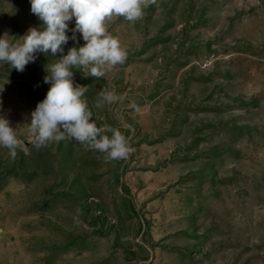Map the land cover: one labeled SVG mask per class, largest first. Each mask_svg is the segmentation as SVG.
<instances>
[{"label":"rangeland","instance_id":"rangeland-1","mask_svg":"<svg viewBox=\"0 0 264 264\" xmlns=\"http://www.w3.org/2000/svg\"><path fill=\"white\" fill-rule=\"evenodd\" d=\"M144 11L107 24L124 64L102 78L72 69L92 121L128 140L127 159L29 138L46 66L82 34L23 72L0 61V117L23 143L15 159L0 146V264H264V0ZM32 27L43 26L30 0H0V37L22 43ZM101 90L122 99L96 108Z\"/></svg>","mask_w":264,"mask_h":264},{"label":"clouds","instance_id":"clouds-1","mask_svg":"<svg viewBox=\"0 0 264 264\" xmlns=\"http://www.w3.org/2000/svg\"><path fill=\"white\" fill-rule=\"evenodd\" d=\"M31 12L42 22V28L32 27L21 38L22 43H12L5 34L0 37V61L23 72L26 65L34 62L37 53L56 57L64 53L69 39L77 40L82 34L86 42L81 47H72L66 55L54 63H48L44 83L50 84L46 97L31 113L28 135L36 148L46 147L51 142L76 141L90 150L104 153L105 162L127 159L132 149L126 137L108 126L98 127L92 121L93 113L83 99L88 86L74 84L73 68L82 70L84 77H105L115 66L127 60V51L120 40L109 33L107 24L114 17H123L135 23L141 20L145 9L156 0H30ZM75 27L69 31L70 21ZM122 97L113 91L101 90L96 108L112 104ZM111 132L109 137L105 133ZM0 146L9 150L11 158L23 143L8 119L0 117Z\"/></svg>","mask_w":264,"mask_h":264}]
</instances>
